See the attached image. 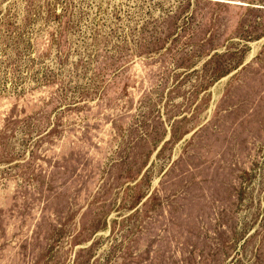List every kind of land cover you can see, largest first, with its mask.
<instances>
[{
  "label": "rangeland",
  "instance_id": "rangeland-1",
  "mask_svg": "<svg viewBox=\"0 0 264 264\" xmlns=\"http://www.w3.org/2000/svg\"><path fill=\"white\" fill-rule=\"evenodd\" d=\"M0 264H264V0H0Z\"/></svg>",
  "mask_w": 264,
  "mask_h": 264
}]
</instances>
